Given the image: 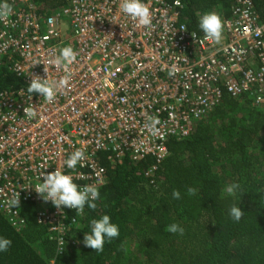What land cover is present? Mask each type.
I'll return each instance as SVG.
<instances>
[{
    "label": "built area",
    "instance_id": "obj_1",
    "mask_svg": "<svg viewBox=\"0 0 264 264\" xmlns=\"http://www.w3.org/2000/svg\"><path fill=\"white\" fill-rule=\"evenodd\" d=\"M14 1L28 7L9 2L13 13L0 19V58L25 86L0 92V212L22 231L23 206H37L36 219L59 235L60 252L78 219L45 202L34 186L44 172L70 171L64 161L72 151L84 148L88 156L71 171L74 182L100 189L103 155L116 165L127 154L152 157V174L170 155L169 141L187 138L224 90L232 97L258 93L256 104L264 103V23L251 0L238 1L218 45L181 22L180 0H144L152 11L147 27L125 16L120 0H68L63 13L41 22L29 0ZM67 45L77 62L67 69L51 64ZM66 72L71 78L53 103L27 92L33 76L59 80ZM33 108L35 116L28 114ZM153 116L161 121L158 135L146 128ZM14 193L20 206L10 209Z\"/></svg>",
    "mask_w": 264,
    "mask_h": 264
},
{
    "label": "trees",
    "instance_id": "obj_2",
    "mask_svg": "<svg viewBox=\"0 0 264 264\" xmlns=\"http://www.w3.org/2000/svg\"><path fill=\"white\" fill-rule=\"evenodd\" d=\"M180 1L181 22L203 34V13L217 12L225 22L234 17L239 0ZM251 1L264 23V0ZM29 3L40 22L69 7L68 0ZM3 57L0 92L19 91L25 84ZM223 92L187 138L169 141L170 155L152 174L149 169L157 163L152 157L136 161L127 154L116 165L103 155L107 179L97 207H86L82 215L69 210L78 224L63 236V252L59 235L38 223L37 206H23L27 226L22 231L0 212V235L12 240L10 249L0 253V264H264V103L256 104L258 93L232 97ZM232 183L242 188L236 197L223 191ZM189 187L195 195L187 194ZM174 189L180 190V200L173 199ZM233 204L245 213L239 222L229 215ZM104 214L119 225L120 235L95 252L84 245V233L90 232L92 219ZM173 222L184 227L182 236L165 231Z\"/></svg>",
    "mask_w": 264,
    "mask_h": 264
},
{
    "label": "clouds",
    "instance_id": "obj_3",
    "mask_svg": "<svg viewBox=\"0 0 264 264\" xmlns=\"http://www.w3.org/2000/svg\"><path fill=\"white\" fill-rule=\"evenodd\" d=\"M119 7L125 16L136 21L140 26L147 27L151 25L152 11L144 0H120ZM12 13L13 7L8 3V0H0V19L8 18ZM199 28L205 34L206 39L217 45L222 43L224 22L217 12L209 11L203 13L199 17ZM77 58V50L73 46L67 45L60 48L58 54L50 63L67 69L70 65L77 62ZM45 72L47 73L46 70ZM169 74L172 75L173 72L170 71ZM70 78V72H66L59 80H50L48 75L46 78L35 75L28 84L27 92L31 97L33 94H38L46 103L51 104L68 85ZM28 114L35 116L37 113L33 108ZM160 124V119L153 116L146 124V128L152 135H158L160 133L158 125ZM87 159L86 149H75L64 161V166L70 171L65 172L57 168L52 172H44L40 176V182L34 186L36 193L45 202H51L57 209H72L80 214H84L86 207L95 210L97 207L96 201L100 199L98 187L94 185H78L74 182L71 174V171H75L78 166L83 167ZM41 177L43 178V182H41ZM223 191L227 196L236 197L241 194L242 188L239 183H232ZM187 194L189 196L195 195L196 189L189 187ZM172 197L175 200H180L182 198L180 190L174 189ZM7 206L10 209L19 208L20 193H14L7 201ZM229 215L234 222H239L245 213L238 204H233L229 209ZM165 231L182 236L185 229L181 224L173 222L166 226ZM119 235V225L112 221L110 215L104 214L90 221V232L87 234L84 233L83 243L95 252H102L105 243L111 242L113 239L118 238ZM11 245L12 240L10 238L0 235V253L7 252Z\"/></svg>",
    "mask_w": 264,
    "mask_h": 264
}]
</instances>
